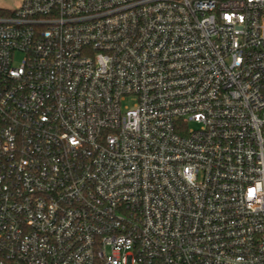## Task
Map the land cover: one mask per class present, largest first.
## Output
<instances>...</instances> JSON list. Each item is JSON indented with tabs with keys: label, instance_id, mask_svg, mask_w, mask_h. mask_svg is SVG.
I'll return each instance as SVG.
<instances>
[{
	"label": "built area",
	"instance_id": "2783aa9c",
	"mask_svg": "<svg viewBox=\"0 0 264 264\" xmlns=\"http://www.w3.org/2000/svg\"><path fill=\"white\" fill-rule=\"evenodd\" d=\"M0 264H264V0L3 10Z\"/></svg>",
	"mask_w": 264,
	"mask_h": 264
},
{
	"label": "rangeland",
	"instance_id": "374dc122",
	"mask_svg": "<svg viewBox=\"0 0 264 264\" xmlns=\"http://www.w3.org/2000/svg\"><path fill=\"white\" fill-rule=\"evenodd\" d=\"M22 4V0H0V9L3 10H16ZM21 57L17 58L16 64H19ZM195 125H191V128H194Z\"/></svg>",
	"mask_w": 264,
	"mask_h": 264
},
{
	"label": "trees",
	"instance_id": "16d2710c",
	"mask_svg": "<svg viewBox=\"0 0 264 264\" xmlns=\"http://www.w3.org/2000/svg\"><path fill=\"white\" fill-rule=\"evenodd\" d=\"M3 13V9H0V14H2Z\"/></svg>",
	"mask_w": 264,
	"mask_h": 264
}]
</instances>
